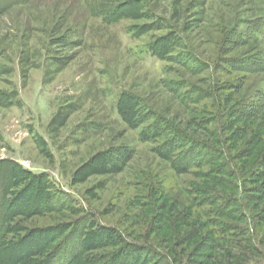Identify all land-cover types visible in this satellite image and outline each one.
<instances>
[{
	"label": "rangeland",
	"instance_id": "1",
	"mask_svg": "<svg viewBox=\"0 0 264 264\" xmlns=\"http://www.w3.org/2000/svg\"><path fill=\"white\" fill-rule=\"evenodd\" d=\"M0 264H264V0H0Z\"/></svg>",
	"mask_w": 264,
	"mask_h": 264
}]
</instances>
